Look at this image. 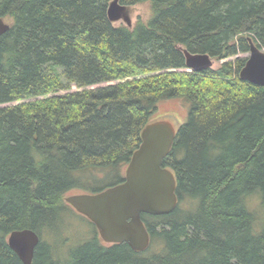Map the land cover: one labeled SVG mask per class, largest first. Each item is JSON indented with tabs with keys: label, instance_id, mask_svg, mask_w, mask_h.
<instances>
[{
	"label": "trees",
	"instance_id": "obj_1",
	"mask_svg": "<svg viewBox=\"0 0 264 264\" xmlns=\"http://www.w3.org/2000/svg\"><path fill=\"white\" fill-rule=\"evenodd\" d=\"M111 1L0 0V264H24L8 241L24 228L41 238L32 264H264V86L238 56L248 37L264 48V0H120L150 2L133 26L109 19ZM186 48L237 57L189 71ZM171 98L190 103L163 162L179 205L142 214L148 249L106 244L80 213L95 232L67 243V194L124 181Z\"/></svg>",
	"mask_w": 264,
	"mask_h": 264
},
{
	"label": "water",
	"instance_id": "obj_2",
	"mask_svg": "<svg viewBox=\"0 0 264 264\" xmlns=\"http://www.w3.org/2000/svg\"><path fill=\"white\" fill-rule=\"evenodd\" d=\"M112 22L123 21L133 26L129 9L120 0H112L108 8ZM10 25L0 18V36ZM249 57L240 71V77L264 86V49L248 37ZM189 71L213 68L214 57L209 53L184 49ZM179 121L163 115L149 121L142 130V142L134 152L125 172V179L96 193H76L66 201L80 214L90 219L107 243H128L135 251H145L151 243V234L142 214L163 215L179 205L178 180L172 167L164 165L176 140ZM10 247L24 264H32L40 235L31 228L18 229L8 237Z\"/></svg>",
	"mask_w": 264,
	"mask_h": 264
},
{
	"label": "rangeland",
	"instance_id": "obj_3",
	"mask_svg": "<svg viewBox=\"0 0 264 264\" xmlns=\"http://www.w3.org/2000/svg\"><path fill=\"white\" fill-rule=\"evenodd\" d=\"M130 15L133 20V24L137 22L138 19L147 21L151 16V6L150 2H143L133 6L128 7ZM7 23L11 22L10 19H5ZM123 21L116 22L117 24L122 23ZM264 49V48H263ZM239 57L247 59L249 57V52H241L238 54ZM237 56H232L225 59L214 58L213 68H219L221 64L225 61L236 60ZM79 90V87L73 86L70 90H62L61 92ZM16 103V102H14ZM12 104V103H9ZM8 104H2L0 106H6ZM190 111V103L186 100L180 98H171L161 100L158 106L157 111L154 114V117H161L163 115H170L175 117L180 124L185 123L188 120ZM127 166L124 167V175L126 172ZM77 190L70 191L67 196L76 194ZM69 210L75 216L71 217L68 223V227L65 229V234L67 236V243H76L80 240H83L92 235L95 232L94 226L82 216H80L76 210L69 206Z\"/></svg>",
	"mask_w": 264,
	"mask_h": 264
},
{
	"label": "flooded vegetation",
	"instance_id": "obj_4",
	"mask_svg": "<svg viewBox=\"0 0 264 264\" xmlns=\"http://www.w3.org/2000/svg\"><path fill=\"white\" fill-rule=\"evenodd\" d=\"M71 206L74 210H76L72 205H69ZM77 211V210H76ZM78 212V211H77ZM90 220V219H89ZM91 221V220H90ZM100 235V234H99ZM106 244H112V243H107L106 241H104ZM35 256V255H34Z\"/></svg>",
	"mask_w": 264,
	"mask_h": 264
}]
</instances>
